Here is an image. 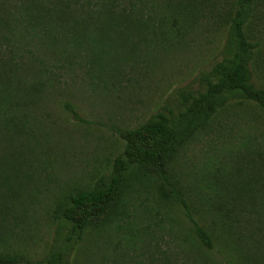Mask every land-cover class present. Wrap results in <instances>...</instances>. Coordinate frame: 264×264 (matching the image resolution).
Returning a JSON list of instances; mask_svg holds the SVG:
<instances>
[{"label": "trees", "instance_id": "16d2710c", "mask_svg": "<svg viewBox=\"0 0 264 264\" xmlns=\"http://www.w3.org/2000/svg\"><path fill=\"white\" fill-rule=\"evenodd\" d=\"M13 1L0 13V264H264V0ZM204 43L216 53L198 86L113 126L114 156L66 181L43 172L45 101L95 124L54 97L70 86L58 70L116 91L127 67L157 75Z\"/></svg>", "mask_w": 264, "mask_h": 264}, {"label": "rangeland", "instance_id": "374dc122", "mask_svg": "<svg viewBox=\"0 0 264 264\" xmlns=\"http://www.w3.org/2000/svg\"><path fill=\"white\" fill-rule=\"evenodd\" d=\"M8 2L10 7L7 5ZM13 3V0H0V13H5L8 7L12 9ZM212 46L213 44L204 43L202 48H195L194 53L184 52L168 57L163 64L165 71H161L157 75L144 72L145 68L138 69L136 64L134 67L129 66L125 70L126 74L122 76L120 88H117L116 91L105 90L103 87L94 89L88 85V81L84 85L80 76H77V81L73 83L68 71L58 70L69 78L70 86L65 87L63 84L62 94H57L54 97L61 101L66 99L75 101L80 113L85 118L93 120L95 124L80 126L69 115L66 116V112L64 113L56 99L50 102L51 118L48 103L45 101V107L42 109V114L40 112V119H37V122L40 126L42 125L40 129L42 136H49L53 139L49 138L44 143L42 141L36 147L38 156L42 157L41 151H43V154L48 155L52 161V165L43 172H51L52 175L56 173L63 181H66L69 178L80 177L87 171H91L96 165L100 166L105 156H114L113 153L118 152L114 150V147L120 143L113 131V126L136 125L144 122L167 104L176 88H196L200 70L207 67L215 57L216 50L211 48ZM4 84H7L5 73L0 71V89ZM171 101L174 102V100ZM40 120H42V124ZM28 140L37 142L33 138ZM53 143L59 145L53 146ZM15 144L11 143L10 156L14 155L13 150L16 151ZM5 145L4 136L0 133V151L7 152ZM204 151L208 150L204 148ZM201 155H203L202 152ZM37 161L40 162L39 159ZM1 168L0 165V171ZM6 169L8 170L9 166ZM49 185L53 186L51 182ZM47 230V226L43 225L44 239L48 238ZM162 234V231L156 230L157 236ZM164 237V240L159 239L161 247L173 248L175 243H165L169 239L166 235ZM39 247L38 241L34 245V249L41 251ZM114 256L115 253L112 254V257ZM148 264L161 263L149 262Z\"/></svg>", "mask_w": 264, "mask_h": 264}]
</instances>
